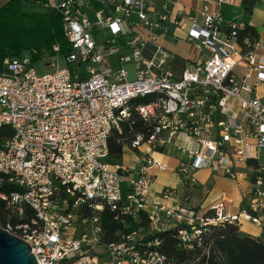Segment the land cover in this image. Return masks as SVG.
Segmentation results:
<instances>
[{
    "label": "built area",
    "instance_id": "obj_1",
    "mask_svg": "<svg viewBox=\"0 0 264 264\" xmlns=\"http://www.w3.org/2000/svg\"><path fill=\"white\" fill-rule=\"evenodd\" d=\"M20 1L60 17L71 49L67 65L46 73L18 58L0 72V129L11 132L0 149V220L38 264H173L159 240L139 244L140 230L104 243L106 210L116 220L144 213L150 232L177 230L186 250L209 226L264 225V30L253 37L246 22L226 20L228 0ZM179 42L196 56L168 50ZM134 117L145 130L125 148L138 162L111 164L109 140ZM171 148L177 187L153 193L155 174L169 169L153 154ZM201 170L248 183L238 213L222 200L208 214L190 205Z\"/></svg>",
    "mask_w": 264,
    "mask_h": 264
},
{
    "label": "trees",
    "instance_id": "obj_2",
    "mask_svg": "<svg viewBox=\"0 0 264 264\" xmlns=\"http://www.w3.org/2000/svg\"><path fill=\"white\" fill-rule=\"evenodd\" d=\"M258 1H242L247 17L252 15L253 8ZM246 32L250 36H258L257 30L251 26ZM55 45L60 47L59 54L53 53ZM9 50L35 51L37 54L31 56L32 64L56 56L67 65L65 61L71 53L70 45L64 34L62 19L49 13L24 12L20 0H12L8 6L0 10V72L6 58H10L6 54ZM144 130V124L134 117L131 124L123 126L121 134L115 132L109 140V162L111 164L121 163L125 147L130 145L132 137L137 132ZM10 135L9 128L0 129V149ZM0 216H2L1 210ZM115 216L116 214L107 210L102 214L105 231L104 243L117 240L118 234L122 232L140 230L143 238V230L150 231V222L144 213H140L137 220L130 217H121L116 220ZM149 233L139 244H153L155 240H159L161 245L157 248L158 251L171 259L173 264H264V231L260 237H250L240 232L238 224L225 223L209 226L206 231L202 232L201 244L193 242V248L190 250L183 248L177 230Z\"/></svg>",
    "mask_w": 264,
    "mask_h": 264
},
{
    "label": "crops",
    "instance_id": "obj_3",
    "mask_svg": "<svg viewBox=\"0 0 264 264\" xmlns=\"http://www.w3.org/2000/svg\"><path fill=\"white\" fill-rule=\"evenodd\" d=\"M217 0H181L180 5L187 4L193 8H199L204 3L216 4ZM243 0H228V3L221 6L222 13L228 21H244L249 26L259 32L264 27V0H259L253 8L252 15L247 17L242 7ZM178 55V54H177ZM141 152H146L145 147ZM153 158L167 164L169 166L166 172H157L156 181L153 185L152 192H161L167 188L177 187L175 172L179 165V154L171 148L162 153H154ZM122 162L132 165L137 164V155L125 149ZM199 181V188L191 191V206L195 207L201 214L207 213L212 206L221 200L226 204V212L236 214L241 209L245 195L249 193L250 186L247 182H243L241 186H236L230 180L221 176H215L209 170H201L196 173ZM179 198L185 194L183 188H178ZM166 206H179L172 201H165ZM241 226V225H240ZM262 235V234H261ZM254 236V237H260Z\"/></svg>",
    "mask_w": 264,
    "mask_h": 264
},
{
    "label": "rangeland",
    "instance_id": "obj_4",
    "mask_svg": "<svg viewBox=\"0 0 264 264\" xmlns=\"http://www.w3.org/2000/svg\"><path fill=\"white\" fill-rule=\"evenodd\" d=\"M21 6H22L24 12H28L30 14H37V13H41V14L43 13L44 14V13H46L44 11H40L39 9H35V8H33V10H32V7L30 5H25L23 2H21ZM262 30H264V27H262L259 30V32H261ZM166 46L171 53L178 54L183 59L187 55H192L194 58L197 54L196 49L192 50L190 45H187L184 42H179V44H177V46H174V47L172 45H168V44H166ZM6 54H8L10 58H18V59L27 60L30 62L31 56L34 54L36 55L37 53L35 51L29 52V51H12V50H9ZM55 61H56L57 65H59L60 67H63L65 65L64 62L60 58H58L56 56L55 57L52 56V57L46 58L45 60H43L41 62H36L34 64V66L37 68L39 73H46L50 70L51 64ZM125 67L130 71L134 70L133 65H126ZM131 79H133V78H131ZM239 225H241L240 226V232L243 235H250V237L251 236H259L264 231V225L262 227H258L252 223H247V222H243L242 224H239ZM143 231H144L143 232V234H144L143 238L145 239L147 237V235L150 234L149 233L150 231H148V230H143Z\"/></svg>",
    "mask_w": 264,
    "mask_h": 264
},
{
    "label": "water",
    "instance_id": "obj_5",
    "mask_svg": "<svg viewBox=\"0 0 264 264\" xmlns=\"http://www.w3.org/2000/svg\"><path fill=\"white\" fill-rule=\"evenodd\" d=\"M0 264H38L30 246L22 239L12 236L2 227L0 220Z\"/></svg>",
    "mask_w": 264,
    "mask_h": 264
}]
</instances>
